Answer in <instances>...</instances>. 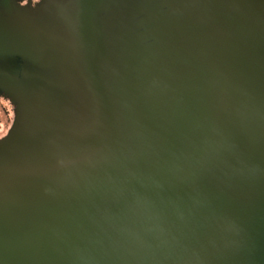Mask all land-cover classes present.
Instances as JSON below:
<instances>
[{"label": "water", "instance_id": "obj_1", "mask_svg": "<svg viewBox=\"0 0 264 264\" xmlns=\"http://www.w3.org/2000/svg\"><path fill=\"white\" fill-rule=\"evenodd\" d=\"M0 264H264V0H0Z\"/></svg>", "mask_w": 264, "mask_h": 264}, {"label": "rangeland", "instance_id": "obj_2", "mask_svg": "<svg viewBox=\"0 0 264 264\" xmlns=\"http://www.w3.org/2000/svg\"><path fill=\"white\" fill-rule=\"evenodd\" d=\"M13 118L12 106L10 103L0 98V137L6 134Z\"/></svg>", "mask_w": 264, "mask_h": 264}, {"label": "flooded vegetation", "instance_id": "obj_3", "mask_svg": "<svg viewBox=\"0 0 264 264\" xmlns=\"http://www.w3.org/2000/svg\"><path fill=\"white\" fill-rule=\"evenodd\" d=\"M28 1V0H27ZM32 3H35L36 1H38V0H30ZM21 4H26L25 3V0H21Z\"/></svg>", "mask_w": 264, "mask_h": 264}, {"label": "trees", "instance_id": "obj_4", "mask_svg": "<svg viewBox=\"0 0 264 264\" xmlns=\"http://www.w3.org/2000/svg\"><path fill=\"white\" fill-rule=\"evenodd\" d=\"M1 98V97H0ZM4 99V98H3ZM6 100V99H5ZM8 101V100H7ZM9 102V101H8ZM10 103V102H9ZM11 105V104H10ZM12 106V105H11ZM12 112H13V107H12Z\"/></svg>", "mask_w": 264, "mask_h": 264}, {"label": "snow or ice", "instance_id": "obj_5", "mask_svg": "<svg viewBox=\"0 0 264 264\" xmlns=\"http://www.w3.org/2000/svg\"><path fill=\"white\" fill-rule=\"evenodd\" d=\"M25 3H27V0H25Z\"/></svg>", "mask_w": 264, "mask_h": 264}]
</instances>
